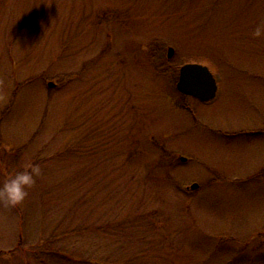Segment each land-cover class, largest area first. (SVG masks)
Instances as JSON below:
<instances>
[{
	"label": "rangeland",
	"instance_id": "obj_1",
	"mask_svg": "<svg viewBox=\"0 0 264 264\" xmlns=\"http://www.w3.org/2000/svg\"><path fill=\"white\" fill-rule=\"evenodd\" d=\"M258 24L262 0H0V180L42 168L0 201L4 264H264ZM188 62L214 100L177 90Z\"/></svg>",
	"mask_w": 264,
	"mask_h": 264
},
{
	"label": "clouds",
	"instance_id": "obj_2",
	"mask_svg": "<svg viewBox=\"0 0 264 264\" xmlns=\"http://www.w3.org/2000/svg\"><path fill=\"white\" fill-rule=\"evenodd\" d=\"M253 34L256 37L264 36V24H258ZM41 174L42 168L39 163L31 159L26 160L0 180V201L5 207L23 204L29 196V188L36 184V178ZM4 259H9V257L0 259V264H4Z\"/></svg>",
	"mask_w": 264,
	"mask_h": 264
},
{
	"label": "water",
	"instance_id": "obj_3",
	"mask_svg": "<svg viewBox=\"0 0 264 264\" xmlns=\"http://www.w3.org/2000/svg\"><path fill=\"white\" fill-rule=\"evenodd\" d=\"M174 54L175 49L169 47L168 58H172ZM177 89L185 95H191L202 102H208L216 97L218 84L207 66L199 63H186L180 67ZM180 159L182 161L187 160L185 157H180ZM192 188H198V184L194 183Z\"/></svg>",
	"mask_w": 264,
	"mask_h": 264
}]
</instances>
